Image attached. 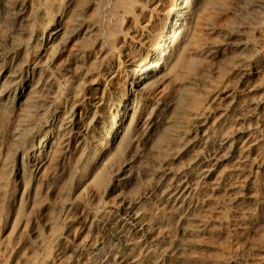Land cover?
Masks as SVG:
<instances>
[{
	"label": "rangeland",
	"instance_id": "obj_1",
	"mask_svg": "<svg viewBox=\"0 0 264 264\" xmlns=\"http://www.w3.org/2000/svg\"><path fill=\"white\" fill-rule=\"evenodd\" d=\"M151 1L0 0V89L10 91L7 102L0 104V264H56L58 259H68L82 242L95 243L105 225L112 224L119 206L127 205L145 208L148 215L143 220L151 237L150 247L137 245L129 252L131 264H264V107L248 132L252 138L259 137L261 154L247 168L244 185L228 188L230 179L223 168L210 181L212 186L196 187L194 222L178 220L145 203L158 172L181 168L191 154L190 144L202 134L214 137L223 132L219 116L231 98L243 100L254 86L264 90V0H204L201 8H190L194 15L187 22L179 63L144 93L121 155L110 162L112 166L108 163L101 168L103 174L97 180L71 193L76 182L73 169L91 147L93 137L88 133V143L81 151L76 141L67 153L58 146L44 170L32 179L29 174L24 176L30 188L21 185L14 152L19 146L25 153L32 149L49 114L61 112L54 110L66 93L75 90L71 118L79 129L93 128L89 118L105 114L103 99L113 89L121 90L124 67L143 58L152 47L169 9V0ZM63 9L67 20L81 19L95 29L83 49L92 63L83 65L87 73L84 70L80 75L81 85L74 87L73 83L69 90H63V82L81 66L80 61L70 60L76 51L75 40L70 39L59 55H55L57 41L41 56L34 46L48 19ZM237 27L244 28L243 34L229 39L228 33ZM241 43L245 44L242 50ZM100 49L105 50L103 55L94 59ZM26 69L33 72L31 85L18 97L21 83L15 78ZM50 77L54 84L47 91L42 84ZM36 99H41L37 106L45 113L37 128L24 132L23 124ZM91 103L95 104L92 108ZM151 133L146 141V134ZM53 141L48 138L47 142ZM127 159H132L126 173L130 181L123 186L122 168Z\"/></svg>",
	"mask_w": 264,
	"mask_h": 264
},
{
	"label": "bare ground",
	"instance_id": "obj_2",
	"mask_svg": "<svg viewBox=\"0 0 264 264\" xmlns=\"http://www.w3.org/2000/svg\"><path fill=\"white\" fill-rule=\"evenodd\" d=\"M149 1L151 0H148V2ZM169 1V9L166 13H164L163 19H160L161 22L159 25V29H157L158 32L153 39L152 47L149 48L143 58H140L138 56L139 59L131 60L126 65V67H124L125 70L123 71L124 77L122 80L123 83L121 82V90L119 89L118 91L114 92L116 88L113 89V91L110 92L109 96L105 97L101 103L102 106L105 107V114L101 116H91V119L89 118V121L91 120L92 124L94 125L93 128L89 125H86L84 129H79L78 122L72 120L71 112L72 108L74 107V90L66 93V95L63 96L60 100L59 106L56 105L57 107L54 111L61 110V112L58 115L49 114L47 121L43 125H41L40 135L38 136L37 142L33 144L34 146L31 145L33 147L30 151L25 153L23 147L17 146L18 148H16L14 153L15 158L20 165L19 177L22 179L21 185L23 186V188L27 186L26 183L23 182L24 176L29 174L30 178L32 179L33 176L44 170V167L49 163L52 155L55 153V151H58L56 149L58 148V146L66 148V150L64 151L65 153H67V148L70 143L72 141H76V146H79V150L81 151V149H83L84 147V144L86 143V136L88 135V133L92 134L93 137L91 138V142L89 141L91 147H88L89 149L87 150L84 149L85 151L83 150L85 153L82 154L83 156L80 158V161L77 160L79 161L78 165L75 169H73L74 178L76 180L71 190V193L73 195L79 193L89 181L97 180L99 177V173L103 174L100 171L101 168L103 170V166H112V161L118 156V154L121 155V145L124 139H126L125 137L128 134L127 131L129 127L139 113L141 98L143 97L144 93L146 94V91L148 92L149 89L156 86L158 81L162 79L163 75L165 76L167 72H171V70L179 63L182 49L185 47L183 45V39H185L187 35V24L190 23L194 15L193 10L190 8L194 7V5L200 7L204 2V0ZM151 3L153 2L151 1ZM23 4H25V2ZM66 4L68 3L66 2ZM56 6L58 5L56 4ZM242 10L243 9H239L238 13H242ZM50 14L52 15L53 13L50 12ZM66 14L67 12L63 9V11H59L56 16L48 19L43 31L39 35H37L38 37L36 38V44L34 45L35 49L37 50L35 52L40 55L47 48L52 47L53 42L57 41L58 45L55 48V55H59V53L62 52L64 45L70 39L75 40L76 51L73 55L71 54L72 56L70 60L74 62L80 61L81 66L79 68V71L67 76V79L63 82L62 85L63 90H69L70 88H72L73 83H76L74 87H79L81 85V83L78 82V79L84 72V70L85 72L87 71V67L84 66L88 61L92 63V59L87 58L86 54L83 52V49L86 47L87 43L94 35L95 30L94 27L90 26L81 19L75 18L74 20H67ZM71 16L72 17L70 18H73L72 14ZM30 24H32V22ZM67 28H69V30ZM243 29L244 28L239 27L232 29L228 33L229 39L233 36H239L243 34ZM34 31L35 30H33V32ZM239 47L242 50L243 48H245V44L241 43ZM93 50L94 49L92 48L89 51V57L92 55ZM104 51L100 49L94 52L95 54H97V57H95L94 59L103 55ZM107 69L110 70L112 68ZM7 73L8 72H6V74ZM32 73L33 72H31V70L26 69L20 75L18 74V79L15 78V80H19V83H21L19 87L20 89L18 92V97H20L23 92H25V90L30 87ZM86 73L84 74V76H86ZM52 80L53 79H51V77L45 80V82L42 84L44 90L48 91L50 88H52L54 84ZM262 89L255 86L253 88H250L248 90V94L245 97L243 96V100H238L237 97H235L236 99L231 98L232 100L224 106L219 116L218 124L222 128L223 132L214 137H208L206 136V134H202L200 136L198 134L200 138L194 140L193 143L190 144L191 148L189 149V152H191V154L189 156V159L181 168L177 170L165 169L156 174L155 185H153L152 189L148 193L147 202L145 203H147L148 206L154 207L163 213L171 214L178 220L194 222L196 219L192 215V208H194L193 191L196 189V187L212 186L210 181L215 177V174H217L223 168H226L225 171L226 173L228 172L227 174L229 175L228 179L230 180L227 181L229 183L228 188L240 186V184L244 181L245 174L248 172L247 168H249L250 165H252L253 161H255L256 157L261 154V148L258 139L259 137L252 138L248 135V132L252 129L253 123L256 122V119H258L257 116L260 110L264 107V90ZM9 92L10 91L5 88L0 89V104L3 100L6 101L5 97L8 96ZM39 101H41V99H36L34 101L33 109L28 114L29 117L27 116L29 119L25 124H23L24 132L25 130L31 131L32 129L37 128L38 119L45 113H41V106H37L39 104ZM90 105L91 108L95 106L94 103H91ZM46 106L49 107V105ZM20 117L21 116L19 114V118ZM17 120L15 121L17 122ZM18 124L19 123H17V126H19ZM20 133L22 134V132ZM15 136L16 134H14L13 137ZM151 136L152 133L148 135L146 134L145 140L150 141ZM48 138H51L54 141L48 143ZM12 141L14 142V140ZM184 148L185 147H183V149ZM185 152L187 153L188 150H186ZM131 161L132 159H127V162L123 165L122 168L123 176L121 180L123 181L121 182H123V186H127L130 181L128 174L130 172L129 169L131 166ZM110 162L112 163L110 164ZM108 163L109 165H106ZM73 170L71 171L72 173ZM127 172L128 174L126 175ZM30 178H28V180ZM29 186L30 185H28L27 188ZM27 194H29V192ZM117 210V214L113 218L112 224L109 223V225H105V228L103 229V231L101 230L102 233H99L100 236L95 243L82 242L80 246H78V248L72 251V254L68 259H58L56 264H131L133 261L129 252L132 251V249H134L137 245H140L147 249L151 244H149L151 239L149 230L147 229V225L143 220V216L146 214L145 208L143 207L142 209H140L138 208V206L137 208H135L131 205H127L119 206ZM147 258H150L149 255Z\"/></svg>",
	"mask_w": 264,
	"mask_h": 264
}]
</instances>
